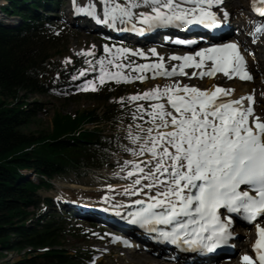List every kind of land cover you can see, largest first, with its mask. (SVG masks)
I'll return each mask as SVG.
<instances>
[{"label": "snow or ice", "instance_id": "1", "mask_svg": "<svg viewBox=\"0 0 264 264\" xmlns=\"http://www.w3.org/2000/svg\"><path fill=\"white\" fill-rule=\"evenodd\" d=\"M184 4H192L193 7L189 9ZM221 4L222 0H182V3L177 0H127L125 4L103 0L102 19L94 3L77 7L74 0L73 6L75 11L109 27H113L117 20L121 23L138 21L144 27L137 29L132 23L133 31H149L173 24L177 27L193 23L209 27L218 25L221 20L211 9ZM258 5H264V0H250L252 10L264 15V7ZM139 6L148 7L150 11L137 14L133 9ZM228 16L229 13L224 10L223 20L226 21ZM257 30H264V25ZM184 43L192 44L194 41ZM81 51L85 55L91 54L90 50ZM108 51L106 45L105 52ZM116 51L126 53L132 50L117 48ZM151 51L155 54L154 49ZM138 54L144 55L143 52ZM194 55L199 57V61L188 53L173 58L184 62L178 66L181 70L186 65H194L201 69V75L213 76L223 72L229 78L251 79L236 43L201 48ZM206 60L211 61V66L205 72L203 62ZM98 63L101 65L100 84H104L106 78L117 83L130 79L121 72H106L103 59ZM108 63L112 64V61ZM150 67L156 69L154 75L173 74L164 69L162 63L136 65V70H148ZM176 67L173 66V71ZM133 78L145 79L143 75ZM85 84L84 90L89 87L96 90L93 81H86ZM230 91L219 86L214 91L188 85L176 88L165 86L163 90L154 87L128 97L133 101L142 98L157 102L148 108L136 105L137 111L132 114L133 120H143L144 116L139 114L146 113L151 126L140 128L145 133L142 136L129 132L128 139L133 144L139 143L138 149L123 146L125 151L147 156L146 162L125 160L120 166L126 170L128 177L133 178L125 194L141 192L142 183L144 189L154 190L156 194L142 192L148 199L131 201L136 207L121 218L151 233L157 241L180 249L209 253L228 245L234 235L230 230L232 214H236L249 224L255 223L256 239L251 248L256 252L259 264H264V226L257 222L264 219V121L254 117L253 96L225 99ZM180 92L183 94H175ZM165 97L166 104L175 113L168 110L163 102ZM123 99L120 98L121 101ZM245 99L249 102L247 107L242 104ZM250 117L254 118L250 120ZM169 128L171 130H161ZM241 260L246 264H255L247 254L242 255Z\"/></svg>", "mask_w": 264, "mask_h": 264}, {"label": "trees", "instance_id": "2", "mask_svg": "<svg viewBox=\"0 0 264 264\" xmlns=\"http://www.w3.org/2000/svg\"><path fill=\"white\" fill-rule=\"evenodd\" d=\"M8 1L4 11L16 13L22 24L14 30L0 25V256L4 250L29 248L25 256L7 264H86L81 252L69 254L60 246L70 231L64 221L54 215L32 221L30 208L38 206L37 190L49 187L55 175H82L100 168L121 150L117 135L108 136L100 127L87 129L85 124L100 125L103 120L124 118V113L115 108L101 116L94 110L73 115L54 112L48 130L26 132L41 105L29 102L22 93H47L59 87L53 75L62 77L74 64L64 69L63 64L49 60V51L60 37L35 14L33 9L40 1ZM116 88L107 81L94 92L95 97L107 100ZM24 168L34 171L37 183L22 179L20 170Z\"/></svg>", "mask_w": 264, "mask_h": 264}, {"label": "rangeland", "instance_id": "3", "mask_svg": "<svg viewBox=\"0 0 264 264\" xmlns=\"http://www.w3.org/2000/svg\"><path fill=\"white\" fill-rule=\"evenodd\" d=\"M88 1L89 3H94V1L99 0ZM120 1H122V4H125L127 2V0ZM80 2L82 1H79V3ZM116 3H119V0H116ZM234 3L235 5H237V7L240 8V11H244V0H235ZM102 10L103 9L101 8L100 12ZM137 10L138 8L136 9V11ZM59 13L60 12L57 11L55 14L58 15ZM16 20L17 16L4 18V21L12 23L16 22ZM57 28L60 40L58 44L49 51L51 55V57L49 58L50 61L62 62L63 60L66 61L65 58H69V60H67L68 62L77 60L79 63L88 64L90 62L93 71L92 73H95L94 78H96V76L98 78L100 75L101 65L98 63L100 60H104V66L109 61H112V66L104 68V70L106 72H121L124 75L130 77V79L127 82H119L121 85H119L117 89L113 90L110 97L104 101L99 98L97 99L95 97L97 93H94V91H90V89L73 90L71 92L66 93L65 95H53L46 93H22L29 102H37L41 105V109L36 112L35 118L32 120L31 124L25 129L26 132H41L48 130L50 128L51 119L53 117L54 112L73 115L76 112L83 110H94L95 114L101 116L108 108H112L113 106H115L117 108H125L127 111L133 114L137 111L135 107L136 105H143L145 108H148L149 105L156 103L157 101L154 99L145 100L142 98L133 101L128 99L130 95H134L137 93L142 94L146 90H150L154 87H158L160 90H163L165 86H172L173 88H176L182 87L183 85V83L179 81L176 82V77H171V80H168L167 82H164L162 78H157L159 79V81L156 80L155 78H153L155 77L154 70H152L149 75H143L145 77L144 80L134 79L133 77L142 75L139 71L136 70V64L140 62L135 60L126 62L124 59L121 61L115 60V57H119L121 53H117V51L105 52L103 41H100L96 35L89 34L85 31L82 32L80 30H77V28H74L68 23H60ZM81 50H90L91 54L85 55ZM96 52H98V55H96ZM99 52L101 53L100 57ZM109 55L110 57H108ZM154 64L159 63L153 61L152 65ZM113 65H119V67H114ZM124 65H129V67H123ZM188 86H195L199 88H205L206 86L207 88L208 86L210 87V85H208V82H197V84H194L191 80L188 81ZM238 86L239 85H237V87ZM235 91L236 89L232 91L235 97H241L237 94L238 91ZM121 97L124 98L123 101L120 100ZM163 102L166 104V97L163 98ZM123 105L125 107H122ZM258 105L261 110H264V102H259ZM166 106L168 110H170L167 104ZM139 115H143L144 119L141 120L137 118L136 122L132 123L130 122V120H128L131 118L133 119L132 115L126 117L120 122H117V120L114 119L111 123L104 124L103 128L109 134L118 133L120 139L124 142V146H127L128 148L132 149H138L139 143L133 144L128 139L129 132H131L132 135L142 136L145 133L140 131V128H147L151 126L148 122L149 118L146 113H140ZM138 125L140 127H137ZM88 127L91 128L93 126L88 125ZM143 158H147V156L135 155L133 152H128L123 149V152L115 154L111 158L109 163L103 166L101 169L87 171L82 176H78L74 173L60 175L54 178V185L51 190L40 189L38 194L41 198L50 196L53 198L68 196L71 198H80L82 200L87 201L94 200V198H97L103 194L112 195L113 190L121 188L123 189V187L125 186L126 188H128V186L132 184L133 178L128 177L126 175V170L120 167L124 164L125 160L142 161ZM116 173H118V175H116ZM29 177L36 181V178L33 176V173L29 174ZM109 185H111L112 187H108ZM140 187L141 190L144 189L142 188V185H140ZM66 221L67 228L71 230L69 232V235H67L61 241L60 246L66 249L69 253L72 254L77 251L82 252L91 250L92 255L90 258L96 259L98 262H102V264H136L132 261L133 259L131 258V253L129 249H122L116 246L109 247L110 243L107 244L106 242L102 244V240H108L104 237L103 233H100L98 231H91L89 227L85 225L84 222L68 220V218L66 219ZM240 241H245V236H242V240ZM109 248H111V251L110 253H107V250ZM24 251L25 250L21 252L13 250H4L2 256H0V264H7L19 260L20 258H22V256H25L26 253ZM144 255L146 260L151 258V256L146 252ZM158 264H162V262H158Z\"/></svg>", "mask_w": 264, "mask_h": 264}, {"label": "bare ground", "instance_id": "4", "mask_svg": "<svg viewBox=\"0 0 264 264\" xmlns=\"http://www.w3.org/2000/svg\"><path fill=\"white\" fill-rule=\"evenodd\" d=\"M234 1L235 0H225V5H227L228 4V6H229V8L231 9V11H233V15L235 14V13H237L238 12V7H237V5H235V3H234ZM241 1V0H240ZM102 3H103V1H102ZM232 3V4H231ZM241 6V5H240ZM184 7H187V8H192L193 7V5L191 4V6H187V5H184ZM146 9L147 8H145V7H141V8H138V10H140V11H146ZM97 14H98V12H97ZM99 15V14H98ZM235 23H237V20H235L234 19V24ZM258 35H259V33H258ZM260 65V62L258 63V66ZM164 67V69H165V66H163ZM159 81V80H158ZM208 82H209V84H210V87L209 88H207L206 90H208V91H214L215 90V88L217 87L216 85H214L215 84V82L213 81V80H208ZM231 83H233V86L234 87H236V89H237V85H239L238 87H241V86H243V84H244V86H246L245 87V90H242V91H238L237 92V94L239 95V93H241L242 95L244 94V96H248V94H250V93H252V94H255V93H257V92H260V95H262L261 97H260V99L262 100V98L264 97V84H263V86H261V87H259L258 85H257V81L255 82V83H249V82H246V83H240V82H238V81H232ZM207 84V83H206ZM220 87V86H219ZM237 91V90H236ZM235 91V92H236ZM248 92V93H247ZM250 92V93H249ZM247 93V94H246ZM246 94V95H245ZM181 95V94H180ZM230 98L231 97H235V95H234V93L233 92H229V95H228ZM236 98V97H235ZM246 100L247 99H245V100H243V101H245V103H246ZM254 107L257 109V111H258V114L260 115V118L262 119V120H264V110H260V109H258V106L257 105H254ZM162 131H167V130H171L170 128L169 129H161ZM147 160V158H143L142 159V161H146ZM124 184V183H123ZM117 185V184H116ZM115 185V186H116ZM120 188V187H119ZM125 189H127L126 188V186L125 187H123V189L121 188V189H116V190H113L112 192L114 193V195H111L110 197H112V196H114V198H113V201H111V202H113L114 204H117V203H122V202H124V204H126V205H129V204H131L130 202L131 201H134V200H136V199H138V198H145V199H148V197H144V196H141V197H138V198H134V196H132V195H130V198L131 199H125V200H123L122 199V197H124L125 198ZM152 194H155V191L154 190H152ZM110 197H108V199L110 198ZM111 199V198H110ZM72 211L73 212H75V213H81V211L79 210V209H72ZM239 231V230H238ZM239 232H241V231H239ZM246 233H249V231L247 230V231H245ZM130 253H131V258L133 259L132 261H133V263H136V264H156L159 260L157 259V258H154V257H151L150 259H148V260H146V258L144 257L145 255H144V253L142 252V251H140V250H134V251H130ZM158 264V263H157Z\"/></svg>", "mask_w": 264, "mask_h": 264}]
</instances>
